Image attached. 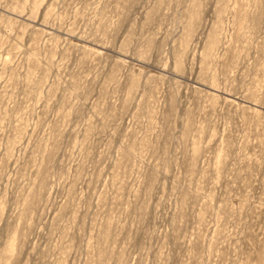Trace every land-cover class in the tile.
<instances>
[{
	"label": "rangeland",
	"instance_id": "1",
	"mask_svg": "<svg viewBox=\"0 0 264 264\" xmlns=\"http://www.w3.org/2000/svg\"><path fill=\"white\" fill-rule=\"evenodd\" d=\"M0 264H264V0H0Z\"/></svg>",
	"mask_w": 264,
	"mask_h": 264
}]
</instances>
